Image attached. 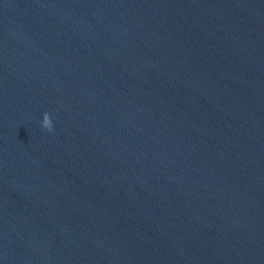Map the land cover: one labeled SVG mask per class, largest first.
<instances>
[{"label":"water","instance_id":"obj_1","mask_svg":"<svg viewBox=\"0 0 264 264\" xmlns=\"http://www.w3.org/2000/svg\"><path fill=\"white\" fill-rule=\"evenodd\" d=\"M0 264H264V0H0Z\"/></svg>","mask_w":264,"mask_h":264},{"label":"clouds","instance_id":"obj_2","mask_svg":"<svg viewBox=\"0 0 264 264\" xmlns=\"http://www.w3.org/2000/svg\"><path fill=\"white\" fill-rule=\"evenodd\" d=\"M42 127L51 130L53 127L52 118L49 112L45 111L43 113Z\"/></svg>","mask_w":264,"mask_h":264}]
</instances>
